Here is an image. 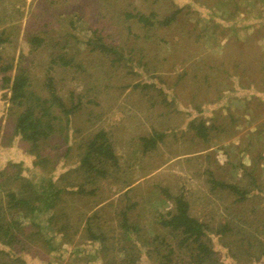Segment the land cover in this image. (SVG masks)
I'll return each instance as SVG.
<instances>
[{"label":"rangeland","instance_id":"374dc122","mask_svg":"<svg viewBox=\"0 0 264 264\" xmlns=\"http://www.w3.org/2000/svg\"><path fill=\"white\" fill-rule=\"evenodd\" d=\"M132 1L136 10L153 11L156 19L177 10L176 18L147 30L126 22L125 16L116 19L127 0L113 5L106 0H0V28L12 26L6 30L12 42L2 52L14 56V65L20 61L29 69L35 91L44 95L42 85L51 77L58 96L78 106L71 113L66 142L58 134L49 138L58 157L48 176L57 180L73 167L79 147L100 130L107 133L121 167L116 180L100 178L95 191L91 186L65 191L58 206L71 221L68 235L43 232L20 250L0 242V258L18 257L25 264H107L116 254L109 245L126 248L127 241L113 229L103 240H90L84 231L86 217L107 232L119 220L115 213L127 208V202L136 203L127 212L150 231L156 215L172 209L170 195L181 194L191 214L214 229L224 204L211 193L212 179L241 178L245 185L238 162L249 165L255 158L256 173L264 180V0ZM96 29L113 45L133 48L135 57L141 53L143 65H99L88 43ZM30 35L44 43L34 49L27 41ZM59 47L73 54L78 65L51 67L49 54H59ZM8 96L0 88V168L20 162L21 175L32 178L39 171L19 137H11ZM200 123L205 136L196 135ZM152 138L155 146L143 152L144 139ZM123 181L130 186L118 189ZM123 192L126 201H119ZM251 206L257 208L254 234L263 243L264 193L233 205ZM144 236L131 235V242L140 249L137 263L151 264L142 246ZM210 237L222 264H264V257L237 262L216 235Z\"/></svg>","mask_w":264,"mask_h":264},{"label":"trees","instance_id":"16d2710c","mask_svg":"<svg viewBox=\"0 0 264 264\" xmlns=\"http://www.w3.org/2000/svg\"><path fill=\"white\" fill-rule=\"evenodd\" d=\"M106 1L112 5L116 2V0ZM176 12L177 10L162 19H156L153 11L150 14L141 13L134 8L132 0H127V5L119 9L115 17L120 20L121 16H125L126 22L131 20L132 23H139L140 27L148 30L158 25H168L174 17L176 18ZM8 27L12 26L0 28V88L7 89L9 93L7 101L9 115L12 117L11 137H19L23 151L33 156V167L39 171V174L36 173L37 176L31 178L21 175L20 162H8L0 168V242L20 250L29 248L31 238L36 241L42 237L43 232L68 235L66 231L72 228L71 221L66 215L65 208L58 206V200L65 191L81 192L87 186H91V190L95 191L99 189L96 184L100 178L116 180L120 176L121 167L107 133L100 130L90 135L79 147L81 151L73 167L62 173L57 180H53L52 175L48 176L55 168L58 157V153L53 152L54 146L50 145L52 138H49L58 134L66 142L70 116L78 106L77 103L63 101L58 96L51 77H48L42 85L46 88L44 95L35 91L29 69L20 61L14 65V56L2 52V47L12 42L6 31ZM94 32L95 35L89 38L88 43L92 45V52H96L92 54L95 55L99 65L125 67L128 62H132L135 66L143 65L141 53L137 52L138 56L135 57L133 48L125 49L113 45L101 36L99 29ZM27 41L34 49L44 43V39L37 35H30ZM61 49L63 47L58 48L59 54L56 55L50 52V66L60 65L69 68L75 64L77 66L78 64L73 62V54ZM146 68H149L148 62ZM130 72L135 75L132 67ZM136 85L139 86L140 83ZM195 132L196 135L205 136L202 123L195 128ZM154 146V138L144 139L142 151L146 152ZM70 149V145H67L66 151ZM225 154L228 157L226 162L230 164L229 153L226 151ZM250 160L249 165H245L242 161L238 162L237 168L247 178L245 185L241 184L243 182L241 178H232L228 181L211 180V193L217 200L222 199L224 204L223 215L214 225V229H211L206 221L199 220L191 214L187 201L181 194H175L170 195L172 209L156 215L149 223L153 227L150 231L138 218L130 215L131 211L127 212L137 205L128 202L127 208L115 213L119 219L115 227L109 226L107 232L102 231V224L86 217L87 224L84 231L90 240H103L102 237L111 235L113 229L121 240L127 241L129 247L126 248L120 249L109 245L116 254L107 264H138L140 249L131 242V235H145L142 237V246H146L145 256L151 264H222L219 254L213 249L211 235L217 236L219 243L227 249L228 255L237 258V262L257 261L264 257V242H258L257 234H254L257 227L254 226L253 214L257 208L233 207L234 204L241 205L250 194L264 193V180L256 173L258 164L255 158ZM206 172L213 176L212 169H207ZM129 182L123 181L118 189H122L123 186L129 187L131 184ZM124 194L125 192L120 196L119 201H126ZM27 219L29 220L26 221ZM263 229L264 226L261 230ZM0 264L25 263L18 257L5 256L0 258Z\"/></svg>","mask_w":264,"mask_h":264}]
</instances>
